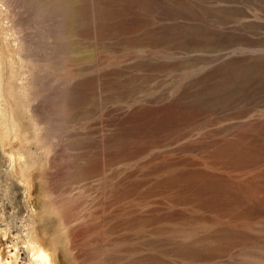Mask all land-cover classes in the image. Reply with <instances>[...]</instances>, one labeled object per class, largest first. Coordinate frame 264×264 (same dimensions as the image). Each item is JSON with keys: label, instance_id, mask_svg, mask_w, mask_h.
I'll return each instance as SVG.
<instances>
[{"label": "rangeland", "instance_id": "rangeland-1", "mask_svg": "<svg viewBox=\"0 0 264 264\" xmlns=\"http://www.w3.org/2000/svg\"><path fill=\"white\" fill-rule=\"evenodd\" d=\"M0 101L19 264H264V0H0Z\"/></svg>", "mask_w": 264, "mask_h": 264}, {"label": "bare ground", "instance_id": "bare-ground-1", "mask_svg": "<svg viewBox=\"0 0 264 264\" xmlns=\"http://www.w3.org/2000/svg\"><path fill=\"white\" fill-rule=\"evenodd\" d=\"M3 96V95H2ZM1 102V101H0ZM2 109V108H1ZM2 113V112H1ZM6 113V112H5ZM10 116V115H9ZM3 117V116H2ZM0 120L2 121L1 117ZM11 120V119H10ZM5 121V120H4ZM3 121V123H4ZM6 123V121H5ZM2 125V124H1ZM6 125V124H5ZM11 128V127H10ZM14 130V127H13ZM7 132V131H5ZM4 132V133H5ZM1 133V132H0ZM12 134V133H11ZM1 135V134H0ZM6 135V139L9 138V136L7 134ZM4 135V136H5ZM8 136V137H7ZM14 135H12V138ZM12 141V140H11ZM10 144V143H9ZM24 144V143H23ZM22 148V147H21ZM24 150V149H23ZM22 150V151H23ZM23 153V152H22ZM25 157V154H23ZM22 155V156H23ZM21 156V157H22ZM23 157V158H24ZM25 159H27V156L25 157ZM20 162V161H18ZM12 164V163H11ZM28 165V163H27ZM30 165V164H29ZM18 167V166H17ZM21 169V168H20ZM20 171V170H19ZM27 171V170H26ZM17 172V171H16ZM20 173V172H19ZM22 174V173H20ZM27 176V175H26ZM27 183V182H26ZM28 190V189H27ZM26 190V191H27ZM31 191V189H30ZM44 197V195H43ZM47 202V200H46ZM46 205V204H45ZM34 232V231H33ZM6 233V232H4ZM33 234V233H32ZM5 237V236H4ZM20 239V238H19ZM46 237L44 236H38L37 235H31V237H29L27 239V241L25 242V249L27 250L28 254V264H56L55 259H54V251L53 248H51L53 245L52 243L48 244L47 241L45 240ZM54 240V238H53ZM53 242V241H52ZM24 243V242H23ZM20 245V244H19ZM22 245V244H21ZM13 246V245H12ZM15 246V245H14ZM19 247V246H18ZM3 248H0V264H19L18 263V253H17V246L14 248V251H8V253H4ZM13 249V248H12ZM24 249V248H23ZM24 249V250H25ZM11 250V249H10ZM69 250V249H68ZM19 251V250H18ZM26 252V253H27Z\"/></svg>", "mask_w": 264, "mask_h": 264}]
</instances>
